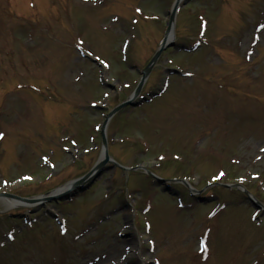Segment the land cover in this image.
Instances as JSON below:
<instances>
[{
	"label": "rangeland",
	"instance_id": "obj_1",
	"mask_svg": "<svg viewBox=\"0 0 264 264\" xmlns=\"http://www.w3.org/2000/svg\"><path fill=\"white\" fill-rule=\"evenodd\" d=\"M173 2L0 0V192L40 201L99 162L104 117L134 91L131 67L152 57ZM175 36L203 46L165 50L142 92L165 91L106 126L110 157L138 168L109 164L30 225L6 214L26 206L0 200V264H264V212L223 186L264 207V0H192ZM145 169L197 190L219 183L206 191L218 200L180 183L162 192Z\"/></svg>",
	"mask_w": 264,
	"mask_h": 264
},
{
	"label": "water",
	"instance_id": "obj_2",
	"mask_svg": "<svg viewBox=\"0 0 264 264\" xmlns=\"http://www.w3.org/2000/svg\"><path fill=\"white\" fill-rule=\"evenodd\" d=\"M179 3H180V0H177L176 3L174 4L172 13L170 14V22L168 23V29H167L165 38H164V40H163V42L161 44V47L155 53V55L150 60L148 65L145 67V69L142 71L143 77H142L139 85L137 86L136 90L134 91L132 97L129 100H127L126 102H124L121 105H119L118 107H116L112 112H110V114L108 116L113 115L115 112H117L118 110H120L121 108H123V107H125L127 105L136 106V105H139L142 102L141 100L139 102H135V99L138 97L146 77L150 73L151 69L153 68L154 64L156 63V61H157L159 55L161 54V52L166 47L174 46L173 37H170V39H169L168 35L172 32L173 19H174L175 11H176L177 6L179 5ZM105 146H106V144L104 142V147ZM108 161H109V157H108L107 152L105 150V160L101 164L96 166L93 170H91L84 177L74 181V183H72L70 185L69 190L63 196H58L57 198H50L49 200H52V199H61V200L68 199L71 196H74L77 193L84 191L90 184H92L97 178H99L100 175L104 171H106L105 165L108 163Z\"/></svg>",
	"mask_w": 264,
	"mask_h": 264
},
{
	"label": "bare ground",
	"instance_id": "obj_3",
	"mask_svg": "<svg viewBox=\"0 0 264 264\" xmlns=\"http://www.w3.org/2000/svg\"><path fill=\"white\" fill-rule=\"evenodd\" d=\"M4 202L7 204V207L8 208H12V207H17V206H20L22 205L21 203L17 202V201H13V200H4ZM112 250H116L117 249V246L113 245L112 246Z\"/></svg>",
	"mask_w": 264,
	"mask_h": 264
}]
</instances>
